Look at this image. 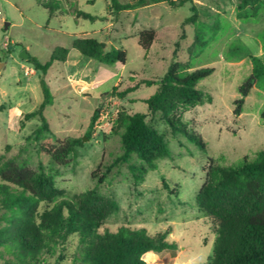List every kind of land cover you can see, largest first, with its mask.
I'll list each match as a JSON object with an SVG mask.
<instances>
[{
  "label": "rangeland",
  "instance_id": "obj_1",
  "mask_svg": "<svg viewBox=\"0 0 264 264\" xmlns=\"http://www.w3.org/2000/svg\"><path fill=\"white\" fill-rule=\"evenodd\" d=\"M56 1L60 8L49 17L43 6L47 0H0V154L19 156L33 169L42 166L67 199L96 190L115 201L119 209L105 221L113 231L121 225L145 228L150 235L171 230L168 239L177 243V250L149 252L144 255L147 264H209L213 223L197 204L208 169L212 164L238 165L264 149V83L250 91L242 113L234 115L236 101L242 98L240 88L252 74L250 57L264 61V0L250 1L241 15L242 0H193L195 24L185 23L192 15L190 3L172 7L161 2L116 12L111 0ZM118 1L126 5L140 0ZM78 11L96 20L84 19ZM150 29L158 37L146 55L138 35ZM198 37L203 38L202 47ZM77 38L96 39L106 51L125 50L126 64L109 66L82 55L73 48ZM61 47L69 50L66 59L54 62L45 75L30 62L36 57L45 64ZM23 50L29 59L20 57ZM175 61L185 64L188 72L214 69L199 83L211 101L183 115L189 135L193 130L200 134L205 150L185 134L174 136L162 113H149L145 100L157 84H141L124 98L110 95L115 86L121 92L144 80L159 81ZM41 77L53 94V104L44 112L49 129L37 139L40 117L25 116L43 102ZM96 110L99 118L88 139ZM136 112L146 114L148 124L165 136L171 157L159 160L157 169L139 185L126 163L112 167L98 183L122 154L115 121L120 114ZM68 140L80 143L66 165L40 149L42 144L58 146ZM77 248L78 236L72 235L65 259L57 261V255L50 263L74 264ZM0 264H5L1 256Z\"/></svg>",
  "mask_w": 264,
  "mask_h": 264
},
{
  "label": "trees",
  "instance_id": "obj_2",
  "mask_svg": "<svg viewBox=\"0 0 264 264\" xmlns=\"http://www.w3.org/2000/svg\"><path fill=\"white\" fill-rule=\"evenodd\" d=\"M250 1L255 0H242L238 7L240 15ZM161 2H168L172 7L190 3L192 15L185 23L198 22L193 0H140L137 4L126 5L111 0L116 12ZM59 5L56 0L43 2L49 17ZM257 10L255 6V14ZM77 15L96 20L95 16L83 11H78ZM157 37L152 29L139 33L138 43L146 55ZM198 43L202 47L203 38L198 37ZM73 48L105 65L127 62L125 50L113 47L106 51L93 38H77ZM68 53V49L61 47L45 64L36 57H31L30 62L45 75L54 62L65 60ZM250 59L252 74L240 88L242 98L236 101L235 116L242 113L244 99L250 91L264 83V61L256 56ZM213 72V68L188 72L185 64L175 61L159 81L144 80L121 92L115 86L110 95L124 98L141 84H157L155 92L145 100L149 113H162L174 136L185 134L205 150L206 142L200 134L193 130L189 135L183 115L205 100L211 101L199 88V83ZM40 86L43 102L37 111L25 116L26 120L40 117L42 124L35 131L37 139L49 129L44 112L53 104V94L43 77ZM99 114L98 110L94 112L91 130L86 135L88 139H91ZM261 117L264 120V111ZM115 127L121 131L122 154L106 169L98 183L105 181L112 167L126 163L135 184L139 185L149 171L157 169L159 160L171 157L165 136L148 124L146 114H120ZM79 143L80 140H68L58 146L42 144L40 149L56 163L66 165L71 156L75 157V147ZM92 178H96V172ZM197 204L213 223L215 241L209 264H264V149L254 158L244 157L238 165H210ZM118 209L115 201L105 199L96 190L87 191L74 200L67 199L42 166L33 169L19 156L6 158L0 154V256L5 264H51L50 260L57 255V261H62L72 235L78 236L74 264H147L144 255L149 252L177 250V243L168 239L171 230L150 235L145 228L121 225L113 231L105 221Z\"/></svg>",
  "mask_w": 264,
  "mask_h": 264
},
{
  "label": "water",
  "instance_id": "obj_3",
  "mask_svg": "<svg viewBox=\"0 0 264 264\" xmlns=\"http://www.w3.org/2000/svg\"><path fill=\"white\" fill-rule=\"evenodd\" d=\"M101 45H102V47H104V44H103V43H102ZM20 57H21V58H25V59H29L30 54H29L26 50H23V51L21 52Z\"/></svg>",
  "mask_w": 264,
  "mask_h": 264
},
{
  "label": "crops",
  "instance_id": "obj_4",
  "mask_svg": "<svg viewBox=\"0 0 264 264\" xmlns=\"http://www.w3.org/2000/svg\"><path fill=\"white\" fill-rule=\"evenodd\" d=\"M150 253H152V252H150ZM154 255V254H153Z\"/></svg>",
  "mask_w": 264,
  "mask_h": 264
}]
</instances>
